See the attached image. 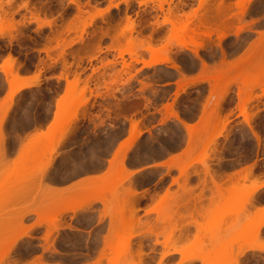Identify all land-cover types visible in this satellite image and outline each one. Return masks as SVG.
I'll use <instances>...</instances> for the list:
<instances>
[{
    "label": "rangeland",
    "instance_id": "374dc122",
    "mask_svg": "<svg viewBox=\"0 0 264 264\" xmlns=\"http://www.w3.org/2000/svg\"><path fill=\"white\" fill-rule=\"evenodd\" d=\"M4 1H12L13 11L21 0ZM30 1L44 2L39 6H43L42 11L47 8L46 19H55L62 26L59 32L68 23L71 30L67 34L64 31V43L75 42L67 49L72 55L64 62L56 53L47 55L41 50L45 38L51 36L48 28L38 29L31 23L23 29L35 44L27 39L9 42L7 22L0 19L4 27L0 30L3 66L10 65L11 56L7 53L12 50L16 57L12 69L20 77L22 70L27 69L33 72L31 78L36 75L40 80L43 76L53 79L41 82L39 88L23 90L12 98L11 108L6 111L9 89L5 75L0 77V95L6 91L0 101V125L8 148L6 155L0 152V256L9 244L22 237L4 264H60V252L67 251L66 245L73 247L71 252L91 253L98 249L101 237L104 243L98 264H144L151 238L154 245L160 240V255L176 249L182 254L181 262L198 258L202 264H264V250L249 249L264 246V225L257 229L264 220V209H253L246 203L249 199L250 203L263 201L264 192L255 199L242 196L234 201L256 183V171L264 172V83L245 87L233 82L264 75V0H252L249 13L238 25L244 26L243 30L236 32L237 25L221 29L226 34L220 42L224 59L215 34L213 43L198 49L197 56L183 48H192L199 40L194 42L182 33L179 16L196 9L200 0H164L161 7L158 2L163 0H77L82 14L68 4L69 0ZM217 1L206 0L208 4ZM228 2L234 6L235 0ZM232 9L234 14L236 10ZM22 14L27 19L30 16L21 8L15 19ZM252 50L262 52L261 56L253 59ZM159 57L170 61L153 66L142 64ZM198 58L206 63L209 73L249 65L213 87L208 72L200 69ZM173 63L179 65V73ZM195 73L196 81L186 80L187 75ZM178 77L176 84H180L174 88ZM64 79L75 81L67 92ZM256 95L260 97L255 98ZM57 107L59 114L54 117ZM176 111L189 126L187 129L178 120L167 119ZM242 114L251 116L249 122L261 137L259 144ZM219 119L225 123L217 126ZM132 125L142 133L122 162L126 170L134 171L127 179L118 163L132 142ZM213 134L217 136L210 140ZM121 141L127 144L115 154ZM167 157L186 167V176H180L175 168L153 165ZM50 160L47 173L51 179L39 191L23 194L24 181L43 170ZM239 167L242 172L232 174ZM99 173L102 175L89 176L91 182H84L80 188L77 183V187L62 194L53 189ZM173 178L177 183L172 182ZM140 188H150L155 196L145 201L137 192ZM129 189L136 193L128 194ZM205 191L209 192L208 197ZM206 198L210 205L203 207ZM94 199L87 209L64 214L56 227L29 230L37 216L28 213L19 219L40 204L48 217L58 208ZM146 203L155 210L143 218L140 212ZM97 212L100 226L93 227ZM178 220L196 229L192 239L181 246L177 241ZM80 230H88L87 241L77 235ZM26 231L32 238L23 237ZM167 255L162 259L160 256L158 264ZM186 256L191 257L183 260Z\"/></svg>",
    "mask_w": 264,
    "mask_h": 264
},
{
    "label": "bare ground",
    "instance_id": "6f19581e",
    "mask_svg": "<svg viewBox=\"0 0 264 264\" xmlns=\"http://www.w3.org/2000/svg\"><path fill=\"white\" fill-rule=\"evenodd\" d=\"M228 1L229 0H218L214 4H212V3L208 4L206 2V0H200L196 9L190 10V12H188L187 14L186 13L183 14V15L181 14L182 15V16L180 15L181 17L179 16V20H180L179 27H180L182 33L187 35L191 40H194V42L196 40H199L198 43H196L197 41L195 42L194 47L189 48L187 46H183L184 49H187V50L193 52L197 56L198 55V49L206 48L211 43H213L212 35L215 34V40L216 39L218 40V41H216L217 42L216 44H217V46L220 47V50H221V53H222V56H223V59H224V49L221 47V43L220 42L222 41V39H224L226 37V34L223 31H222L223 32L222 33L221 29L224 30V29H226V26H230V27L232 26L233 27L234 25H237L236 26V29H237L236 32H239V31L243 30L244 26H238V25L241 24L243 17L246 16L249 13L250 3L252 2V0H235L234 6H232V4L229 3ZM19 2H20L19 4L15 5L14 10L11 11V9H13V6L10 9L12 1L0 0V19H3L5 22H7V26H6L7 30H5V31L8 32V33L6 32V34H7L9 42H12V41L18 42V40H20V39H25V40L27 39V41L29 40V41H31L32 43L35 44L36 42L33 40V37L31 38L30 36L25 35L24 32H23V29L26 28L29 24L35 23L38 29H41L42 27H46V28L49 29L50 34H51L50 37L48 36L47 38H45V44H43L44 48L41 49V50H43L44 53L47 54V55L56 53V56L62 58V60H64V62H65V60H66L65 58L69 54L72 55V53H70V52L67 53V49L72 45L73 42H75V41H72V42L68 41V45H67V43L66 44L64 43V40L66 38V37H64L65 33L67 34L71 30V28L69 27L70 25L68 26V23H67V25L64 24L65 25L64 26L65 30L64 29L61 30L63 33L59 32L60 31L59 27L61 28L62 26L61 25L58 26L57 25L58 23H56L55 19H51V20L46 19V14H45L46 12L45 11L47 10V8L45 7L46 10L42 11V7L43 6H39V5H43L44 2H40V1H32L31 2L30 0H21ZM69 3L73 4L74 6H76V11H78L79 14H82L81 13L82 9H80V4L78 3L77 0H69L68 4ZM163 3H165L164 0L158 2V7H161ZM116 7H117V5L114 4V8H116ZM233 7L236 10L234 12V14L231 13V11L233 10L232 9ZM21 8L25 9V11L30 14L28 19L23 14L20 15V18H19L20 20L19 19L18 20L15 19V15L17 13V10L21 9ZM97 14L101 15L100 12L97 13ZM41 16H43V17H41ZM91 18L92 17H90L89 20ZM103 22H105V21H103ZM107 22H106V24H108ZM1 24L2 23H0V30H3L4 27ZM101 27H103V26H101ZM105 27H106V25H105ZM98 28H99L98 32H100L101 28L100 27H98ZM98 28H96V29H98ZM133 28L134 27H131V30H133ZM64 31H65V33H64ZM95 32H96V30H95ZM94 35H93V38H94ZM101 35L103 36V34H101ZM102 36H100V38ZM63 37H64V39H63ZM200 41H202L204 43L202 44V42L200 43ZM65 42H67V41L65 40ZM51 44H54V45H51ZM17 45H19V44H17ZM11 51H9L7 53L8 56H11L10 59H9L10 60V65L7 68H5L4 66L1 67L3 73H4L5 77H6L5 79H6V83L8 84V89H9L8 90V95H9L8 97L10 98V103L8 104V106L6 108V111H8L11 108V100H12L13 97H15L16 95L21 93L23 90L32 89V88H39L40 85H41V80L39 79L38 76L35 75L31 79L20 77L19 74L17 73V71H14L12 69V66H13V63L16 60V57H13ZM37 51H40V49L39 50L37 49ZM258 52L259 51L252 50V53L254 55H251V57L253 56V59L259 58L261 56L262 52H260V54ZM200 60L201 59H199V61ZM169 61L170 60L167 57L166 58L159 57V58H154V59H152V60H150V61H148L146 63L143 61L142 64L143 65L145 64L146 66H153V65H156V64H166ZM200 62H201V65H202V66H200V69L201 70L203 69L202 71L209 70L207 65H206V63L203 60H201ZM247 64L249 65V63H247ZM245 65L246 64H243V66H241V64H240V65L232 66V67H229V68H220L219 70L211 71L210 73H209V71H207L208 74H209L208 78H209V80H211L213 82V87H215L217 82L222 80V78H227V76L231 75V74H240L242 71L247 69L248 65L247 66H245ZM172 66L174 68L178 69V70H181V69L178 68L179 65L175 66L174 63H173ZM261 66L259 65V67H261ZM206 67H207V69H206ZM261 72H264L263 69L261 70ZM64 81L67 83L66 90H65V92H67L69 90V87L72 84H75V81L74 82L73 81L69 82L66 79H64ZM233 82L241 83L245 87H247V84H253V86H259L260 84L264 83V75L261 73L260 76L258 74L257 76H255L252 79L243 78L240 81H238L236 79ZM179 84H176V85L179 86ZM238 92L240 93L241 90H239ZM223 94L224 95L227 94V88L224 89ZM263 94H264V92L262 93V95ZM259 97H260V95H256L255 96V98H259ZM85 102H83V105L85 104ZM57 109H58V107L56 108V110L54 112V117H56L59 114ZM169 116L170 117L167 118V119H169V120L170 119H176L186 129L189 127L185 121H182L183 119H180L181 116L179 117L177 111L176 112H171L169 114ZM242 116L245 117V121L247 122L248 127L251 130L253 137L255 138L256 142L259 144L261 137H260L259 133L255 130V128L251 126L252 123L250 124V122H249V119H250L249 117H251V116L250 115H246V114H242ZM224 123H225V120L219 119L218 122H217V126H219L221 124H224ZM141 133H142V131L139 130L135 125L131 126V129L129 131V135H130V140L132 142L129 144L128 148L125 150L124 154L122 155V157H121V159L119 161L120 163H118L119 166H121V168H120L121 171L124 172L125 177L127 179L134 174L133 173L134 171L128 170V169L126 170L125 166L124 167L122 166L123 165L122 162H124L123 159L126 157L128 151L132 147H134L136 145V142L139 139ZM216 136H217L216 134H213L210 137V140H213ZM127 141H125V142L121 141V143H119L120 145L118 144L119 148L117 147L118 150L117 149H116L117 151L115 150L116 151L115 154L118 153V152L120 153L122 150H124V147L126 146ZM7 151H8V148H7V136H6L5 132L2 129V126L0 125V152H1V155L2 154L6 155ZM114 159H115V157H114ZM111 161H113V160H111ZM111 161H108V163L110 162L109 165L113 164V162H111ZM51 163H52V160H50L47 163L46 167H44L43 170L41 169L33 177H31V178H29V179L24 181V183H23L24 187L22 189V193L23 194H28V193H31L32 191L34 193V190H35V192L39 191V188L42 187L44 182L48 181L49 179H51L48 176V173H47V171L49 170L48 167L51 166ZM153 165L155 167L156 166H165L169 170L172 169V168H175V169H177L179 171L180 176L181 175L186 176V172H185L186 167H184V168L180 167L179 163H170V164L159 163V164H153ZM107 167H109V166H107ZM205 171L206 172L208 171L207 166L205 167ZM88 176L89 175H87L86 177H88ZM92 177H94L93 174H92ZM95 177H98V176H95ZM210 177H211L212 182L215 183L213 175H211ZM243 177H245V175ZM85 178L82 179V180H84L83 182H82V180L79 182L78 187L80 185H82V184H83L82 186H84V184H85L84 182H89V183L91 182L90 181L91 177L90 178L88 177L86 179ZM96 180L97 179H95L94 181H96ZM94 181H92V182H94ZM172 182L177 183V179L173 178ZM51 185H53V184H51ZM74 186L77 187L75 184L73 185V187ZM263 186H264V183H262V184L255 183V184H253L251 187H248L244 192H241L240 194H238V196L236 197V199L234 201L240 200L242 198V196L243 197L247 196L246 199L248 200L249 197H252L250 195H253L255 192H257ZM54 188L56 190L57 187H53V189ZM58 189L60 190V188H58ZM66 190H65L66 192L70 191L68 189H66ZM65 191H64V189H61L60 192L59 191H57V192H59L58 194H62L61 192H65ZM54 193H55V191H54ZM129 193L133 194V193H136V192L133 189L132 190L129 189L128 194ZM146 194H147V192H146ZM154 196H155V194H154ZM151 197H153V196L149 195L148 198H151ZM253 199H255V198L253 197ZM93 201H95V199L92 200V201L86 202V203H84L82 205H78V206H72V207H67V208L66 207L58 208L57 210H55L48 217L45 214L46 211L44 209V206L40 204L39 206H36L35 209H31L28 212H26L25 214L21 215L19 219H23L28 213L29 214H34L35 216H37V220L31 227H29V230H31L33 228L35 229V228H41V227L42 228L44 227L43 229H48L47 226L56 227L55 225L59 222V219L61 217H63L64 214H66L68 212L72 213V214H75L78 211L85 210V209H87V207L89 205H91V202H93ZM246 201H244V202H246ZM250 202H252V201L249 199V204L250 205L248 204V202H246L247 205L250 206V207L252 205V207H254L255 205H253V203H250ZM256 202H258V201H256ZM183 208H184L185 211H188V209H189L187 206H183ZM150 210H155V207L153 209L147 210L146 212L149 213ZM263 225H264V220L261 221L257 225V229L261 228ZM23 237L32 238L27 233V231L23 233ZM129 237H131V235ZM21 238L22 237H20L19 239H16L11 244H9V246L6 248L5 252L0 256V264H4V262L8 260L9 253L11 252V250L13 248L18 246V244L20 243L19 241L21 240ZM156 243H159V242L157 241ZM249 249L250 250H253V249L264 250V246H261V245L260 246H251ZM173 252H179V251H176V249H174ZM240 253L242 254L243 252L241 251ZM167 254H170V253H167ZM167 254L164 253V254L160 255L161 259H162V256L164 257ZM190 257L191 256H186L185 258H183V260H187ZM159 258H158V260H160ZM152 259L154 260V258H152ZM147 261H149V260H147Z\"/></svg>",
    "mask_w": 264,
    "mask_h": 264
},
{
    "label": "crops",
    "instance_id": "0c3cea01",
    "mask_svg": "<svg viewBox=\"0 0 264 264\" xmlns=\"http://www.w3.org/2000/svg\"><path fill=\"white\" fill-rule=\"evenodd\" d=\"M0 39H2V37H0ZM36 55H39V53H36ZM4 60H5V55H0V77H4V73L2 72V68H1L3 66ZM176 72L178 73L179 70H177ZM22 76L25 77V78H31L33 76V72L32 71H28L27 69H23L22 70ZM41 79H42L41 80L42 84L49 83V82L53 81V79L51 77H46V76H43ZM197 79H198V74L197 73L190 74V75L186 76V80L190 81V82L196 81ZM178 80H179V77L173 83L174 88H176V83H177ZM63 86L65 87V83H63ZM5 95H6V91L2 95H0V101L4 98ZM171 120H175V119H171ZM128 130H129V123L127 124V131ZM119 143H117L115 149H117V146H118ZM157 163H167V164H169V163H172V159L170 157H167V158H165V159H163L161 161H158ZM107 166H108V164L106 165V167ZM158 167L167 169L165 166H158ZM242 169H243L242 167H239V168L233 170L232 174L235 173V174L239 175L242 172ZM102 173L93 174V176H100V175H102ZM89 176L92 177V175H89ZM85 177H81L79 179H76V180L68 182V183L60 184V185H58L56 187H57V189L60 188V190L64 189V191L66 189L70 190L73 187L74 184L76 185L77 182L79 183ZM254 181L256 183H259V184L264 183V172L256 171L254 173ZM174 190H176V189H174ZM137 192H138L139 196H141V197L143 196L145 198V201H148L149 199H151V198H148L149 195L152 196L153 194H155V192L153 193V191L150 188H140V189H138ZM146 192H147V194H146ZM262 192H264V186L262 188H260L257 192H255L253 195H250L252 197H249V196L248 197L252 198V199H253V197L256 198ZM162 193H163V191H162ZM157 195H160V194L157 193ZM204 195H205V197H208L209 196V192L205 191ZM253 201H254L253 205H255L253 207V209H261V208L264 209V200L263 201H259L258 200V202H256L257 200H253ZM95 204H97V203H93V205H95ZM202 205H203V207H208L210 205L209 204V200L207 198L204 199L203 202H202ZM148 207H149V204H147V203L145 205H142L141 212H140V216L141 217L144 218L145 216H147L149 214L148 212H146L147 210H149ZM66 216L69 217L70 215H66ZM98 216H99V213L97 212L96 215H95V220H94L93 227H99L100 226V221L98 219ZM143 218H142V220H143ZM106 223L108 224L107 220H106ZM177 225L179 227V233H178V240L177 241H178V245L181 246L186 241H190L192 239V236L196 232V229H195L194 225H192V224L191 225L184 224V222L181 221V220H178V224ZM83 232H85L86 234L85 233L82 234ZM87 233H88V230H80V232L77 233V235L82 236L83 240L87 241L88 238H89V235ZM261 235L264 238V226L262 228V234ZM158 241H160V240H158ZM103 242H104V239L101 237V239L99 241L98 249L95 250V251H92L91 253H89V252L88 253L71 252L70 250L73 249V247L71 248V247H69V245H66L65 248H66L67 251L66 252H63V251L60 252V257H61L60 264H98L97 263V257L99 255L100 249L102 248ZM146 247H147V249H146L147 256L144 258V264H158L159 263L158 261H160V260H158V258L160 257V253L162 251V246L160 245V243H156L154 245V239L151 238L148 241V245H146ZM248 253H250V252H248ZM152 258H154V260ZM181 258H182V254L180 252H171L170 254H168L165 257V259L162 262V264H202L201 260L198 259V258H194V259L187 260V261H184V262H181ZM147 260H149L150 262L147 261ZM104 263H102V264H104ZM49 264H55V262H49Z\"/></svg>",
    "mask_w": 264,
    "mask_h": 264
},
{
    "label": "flooded vegetation",
    "instance_id": "af4514ba",
    "mask_svg": "<svg viewBox=\"0 0 264 264\" xmlns=\"http://www.w3.org/2000/svg\"><path fill=\"white\" fill-rule=\"evenodd\" d=\"M41 2V1H40Z\"/></svg>",
    "mask_w": 264,
    "mask_h": 264
}]
</instances>
